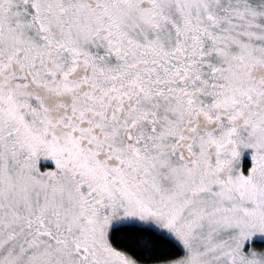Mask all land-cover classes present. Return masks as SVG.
Returning <instances> with one entry per match:
<instances>
[{
	"label": "snow or ice",
	"instance_id": "snow-or-ice-1",
	"mask_svg": "<svg viewBox=\"0 0 264 264\" xmlns=\"http://www.w3.org/2000/svg\"><path fill=\"white\" fill-rule=\"evenodd\" d=\"M0 264H264V0H0Z\"/></svg>",
	"mask_w": 264,
	"mask_h": 264
}]
</instances>
